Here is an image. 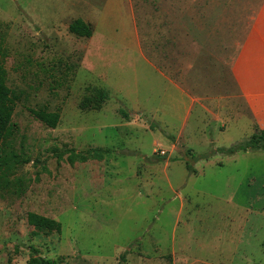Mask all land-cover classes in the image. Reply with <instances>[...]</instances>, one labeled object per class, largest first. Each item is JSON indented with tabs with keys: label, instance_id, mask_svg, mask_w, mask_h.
Instances as JSON below:
<instances>
[{
	"label": "rangeland",
	"instance_id": "obj_1",
	"mask_svg": "<svg viewBox=\"0 0 264 264\" xmlns=\"http://www.w3.org/2000/svg\"><path fill=\"white\" fill-rule=\"evenodd\" d=\"M65 2L0 0V52L20 99L0 148V264H26L33 249L62 264H264V151L216 152L253 135L228 72L202 59L198 83L183 81L176 53L162 43L175 26L154 2L138 0L148 54L184 88L213 97L209 114L198 106L190 116L171 114L175 99H167L177 92L152 71L146 77L142 60L143 72L130 69L136 53L117 46V64L104 66L95 59L99 35L69 32L77 15L50 19ZM194 48L188 44L197 55ZM29 109L60 111V123L51 129ZM90 149L110 152L67 162L68 152ZM30 212L59 221L62 232L29 226Z\"/></svg>",
	"mask_w": 264,
	"mask_h": 264
},
{
	"label": "crops",
	"instance_id": "obj_2",
	"mask_svg": "<svg viewBox=\"0 0 264 264\" xmlns=\"http://www.w3.org/2000/svg\"><path fill=\"white\" fill-rule=\"evenodd\" d=\"M55 1L50 0V3ZM91 1L79 3L77 0H67V3L65 2L67 7L54 8L50 19L61 20L60 13L64 14L69 10L72 15H77L74 21L81 19L93 26L94 37L99 35L101 39V44L94 40L95 59L104 66L107 62H111L112 65L117 64L110 53V50L118 51L117 46H120L119 51L136 53L135 61L138 62L130 64V69L142 68L143 72L139 62L142 60L144 68L146 66V77L152 71L177 92V96L170 95L167 99L171 103L172 99H175L172 108H169L171 114L181 115L182 110H185V115L190 116L197 106L200 108L199 111L209 114L206 102L213 97H200L199 94L184 88L178 81L171 79V72L168 69L160 67L148 54L149 47L153 44L149 37L141 34L136 6L138 0ZM151 1L175 26L177 33L174 37L172 39L166 37V41L162 43L170 46V50L176 53L174 66L178 68L182 80L184 81L186 75L192 85L198 83L201 71L207 70L202 59L224 68L236 85L239 97L252 117L250 124L252 134L256 129H264V0ZM80 6H83V9ZM120 7L122 11L119 15L117 10ZM86 9L94 12V15L87 17L78 15V11L84 12ZM103 41L109 43L110 49L102 45ZM188 44L195 47V50L198 49L199 53L197 52L196 55L193 51L188 52ZM178 52L180 55L177 54ZM169 57L171 58L170 55ZM119 68H121L118 69L120 75H123L125 69L122 66ZM139 109L142 111L140 114H144L143 108ZM229 114V112L225 113V115ZM234 114V116H242L240 112Z\"/></svg>",
	"mask_w": 264,
	"mask_h": 264
},
{
	"label": "trees",
	"instance_id": "obj_3",
	"mask_svg": "<svg viewBox=\"0 0 264 264\" xmlns=\"http://www.w3.org/2000/svg\"><path fill=\"white\" fill-rule=\"evenodd\" d=\"M69 32L81 38H91L93 36L92 27L81 19L75 20L69 26ZM7 52H0V148L1 145L12 135V118L19 102V97L11 90L7 84V69L4 63V57ZM98 96L102 100H108L109 97L106 92L102 90L97 91ZM30 114L39 122L43 123L51 129L57 128L61 120V112H51L47 109H29ZM120 114L128 117L127 113L120 110ZM264 151V129H256L255 133L248 139L236 142L230 148H218L216 152H220L225 156H234L241 152H257ZM110 151L103 149H90L87 152H68L67 162L75 164L77 162L85 163L89 159L102 160L105 154ZM4 163L0 159V167ZM190 172H194L190 170ZM28 225L35 228L39 232L45 234H52L62 232V224L53 219L38 213L30 212L27 215ZM125 259V256H122ZM26 264H62L59 260L48 259L39 255L36 249H33L32 257Z\"/></svg>",
	"mask_w": 264,
	"mask_h": 264
}]
</instances>
